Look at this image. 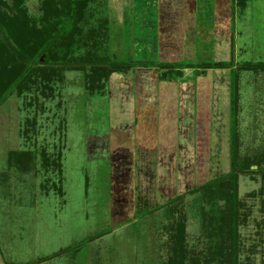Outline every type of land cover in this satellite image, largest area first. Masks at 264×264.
<instances>
[{"label": "rangeland", "instance_id": "rangeland-1", "mask_svg": "<svg viewBox=\"0 0 264 264\" xmlns=\"http://www.w3.org/2000/svg\"><path fill=\"white\" fill-rule=\"evenodd\" d=\"M52 1L62 8L66 0ZM25 3L33 18L56 17L49 0ZM163 4L174 5L177 9L172 15L181 16L178 3L95 0L88 7L94 19L84 31L90 26L100 30L106 18L108 33L105 29L99 32L98 55L128 62L156 61L158 44L168 41L166 31L178 40L182 37L183 55L177 62L192 66L173 70L172 83H184L178 96L179 100L184 97L182 114L168 118L177 121L176 127L166 125L167 136L178 137L176 146L174 138L167 139V148L176 147L174 161L167 157L159 162L142 153L134 179L133 161L116 160L121 146L114 139L113 126L126 119L118 114L127 107H119L115 93L118 87L128 85L121 80H127L131 72L114 75L103 92L91 94L83 71H67L54 96L47 99L37 94L38 100L31 106L33 94H14L0 108V264H179L173 240L181 226L186 238L184 263L200 259L198 264H209L200 242V195L188 192L229 171V98L235 76L230 70H210L198 80L195 71L198 64L229 61V29L226 20H215L211 0L191 4L196 9L183 11L173 23L169 22L170 12L168 19L160 18ZM232 31L236 65L264 62V0H249ZM239 76L240 155L254 157L264 153V71H242ZM194 82L197 103L191 95ZM132 117L131 125L136 122V116ZM134 126L142 137L148 136L146 127L151 130L145 122ZM116 129L121 134L119 125ZM163 137L166 139L160 136L161 142ZM130 139L128 132L126 141L132 145ZM12 150L36 151L37 172L9 169L8 153ZM42 151L51 159L60 156L54 168L41 166ZM181 194L185 195L183 201L166 209V204ZM134 197L139 209L129 213ZM239 198L240 262L264 264V184L259 174L240 177ZM156 208L160 210L151 212ZM168 211L171 215H166ZM108 230L107 235L97 237ZM64 249L68 250L52 257Z\"/></svg>", "mask_w": 264, "mask_h": 264}, {"label": "trees", "instance_id": "trees-1", "mask_svg": "<svg viewBox=\"0 0 264 264\" xmlns=\"http://www.w3.org/2000/svg\"><path fill=\"white\" fill-rule=\"evenodd\" d=\"M25 1L0 0V108L14 94L18 97L33 94L29 102L30 106L37 102V94L50 99L54 96L57 84L65 81L67 71H83L86 89L92 94L96 91L103 92L106 83L114 75L152 71L158 74L160 82H172L173 70H178V66L181 68L192 66L187 64L184 67L177 61H118L109 56L98 55L101 45L97 38L102 29L107 32L108 20L102 19L100 30H97L95 26L93 28L90 26L88 31H84L85 25H89L94 19V13L88 10V7L95 0H66L62 2V8H59L55 1L49 0L51 11L57 12L56 17L50 20L30 16ZM247 2L248 0H231V7L229 6L231 10L228 19L229 52L231 53L229 61L198 64L195 71L196 77H203L210 70H230L232 77L235 76L231 80L229 98V171L188 192L200 195V242L205 250V261L209 264H241L242 242L239 229L242 203L239 198V179L242 175L259 174L264 184V153L254 157L240 155L239 73L264 71V62H245L236 65L233 58L235 43L232 28L235 22L236 7L238 6L242 11L247 7ZM43 56L44 60H41ZM130 123L131 121L127 122L125 119L124 123H116L113 126L116 130L113 131L114 139H117L121 146V152L117 148L119 153L116 154V160L122 163L131 159L136 171L137 162L141 163V160L137 140H133V134L130 131V142L133 143L130 145L126 141ZM32 124L33 122L29 123L30 127ZM121 124L124 125L121 127L120 134L116 127L118 125L120 127ZM26 133L28 134V131ZM40 153L41 166L45 170L54 168L56 162L59 161L60 156L51 159L47 152ZM38 155L36 151L12 150L8 153V167L23 173H36ZM124 170L127 169L124 168ZM58 171L61 173L60 167ZM2 179L0 176V180ZM57 189L62 192L61 188ZM184 197L185 195L182 194L176 196L166 204V209L172 210V206L183 201ZM157 210L160 208L151 212ZM166 215H171V213L168 211ZM109 231L97 237L107 235ZM174 235V252L178 254L175 260L179 264H185L186 253L182 252V245L186 240L184 226H181L180 232ZM68 249L60 250L52 257H58ZM198 263H201L200 259L192 260V264Z\"/></svg>", "mask_w": 264, "mask_h": 264}, {"label": "crops", "instance_id": "crops-1", "mask_svg": "<svg viewBox=\"0 0 264 264\" xmlns=\"http://www.w3.org/2000/svg\"><path fill=\"white\" fill-rule=\"evenodd\" d=\"M198 1L199 0H159L161 4L166 3V5H168V3L180 4L181 16H179V18L183 16L184 13L183 11L187 9H190V11L193 9L195 10L196 8L194 6L192 7L190 6L191 4H195ZM248 2H247V7H248ZM211 3L214 9L215 20L221 19L222 23L226 20V23L228 24L229 23L228 19L230 17L229 13L231 12V10L229 9L231 0H211ZM185 4H190V5L189 7H186ZM163 6L165 8V11L160 12L161 13L160 15H162L160 16V18L162 17V19H168L167 17L168 12H170L171 15L172 13L176 12L175 9L177 8L174 5L172 6V4H170L169 7L165 6L164 4ZM247 7L242 11L238 8V6L236 7L235 20H237L239 16L241 17L242 15H244V12L246 11ZM215 8H216V12H215ZM163 15L165 16L163 17ZM170 18L171 20L170 21L168 20L170 23H173L174 18L177 19V20L175 19L177 22L179 20L178 16H174V15H172V17ZM170 23H167V25L168 24L170 25ZM215 27L218 28L217 23ZM214 31L216 38V35H218L216 34L218 29L215 28ZM164 36L168 38V41H166V43L163 42L158 44V48L156 49L157 60L160 61L165 60L172 62L181 60L183 55L182 54L183 49L180 45L182 37L181 39L178 40L177 38L173 37L172 33H169L167 31L165 32ZM167 50H169L170 53ZM176 56H178V58L175 60L174 57ZM162 57L167 59H163ZM128 77L129 78L127 80L124 79L121 80L122 82H125L128 85L122 86L125 88L118 87L119 90L116 91L115 96L118 99V102L120 100L121 104L119 105V107L121 108L127 107L126 109H120L118 114L119 116L122 117L126 116L127 121H131V119H133L132 115L136 116V122L134 121L135 120L134 117L133 120L134 123L131 125L132 127L130 128L129 127L130 125H128V132L130 131V133L133 134L134 141L137 140L138 154H140L139 157L141 158V155L146 154V156L150 155L159 162H162V160L166 161L168 157L169 160L173 162L174 161L173 157L174 156L176 157L177 154L176 153L177 151L175 150L176 147L174 149L167 148L166 146L170 144V142L168 143L167 139L169 138V140H171L172 138H174V143L176 146V140L178 139V137L177 135H175V137H172L169 136V134L168 137L166 132L168 128H166V125L171 124L173 126L177 122V121H169L168 118H170V116H176V115L178 116V114L179 115L182 114V112H180V107L181 110H183L184 107L182 104L184 103L183 102L184 97H182V100H179L178 96L180 95L179 90H182L183 92V87L181 85H184V83L178 85L172 82H160L157 73L148 72V71H138L134 74L132 73V76H128ZM197 78L199 80L202 77H197ZM192 87H193L192 89L193 93L191 95L194 98V102H196L195 96L198 87L195 84V82ZM191 95H189V97ZM160 105L162 110H160L158 107ZM124 121L125 119L124 120L120 119V123H124ZM140 122L141 124L145 122L147 123V125H150L151 127L150 131L147 129L148 127H146V134L148 136L143 135L142 137L140 135L139 130L136 129V127L134 126V124L137 125L138 123L140 125ZM120 127H123V124H121ZM160 136L161 137L166 136V139L164 140L165 137H163V142H161ZM159 172H161V170H159Z\"/></svg>", "mask_w": 264, "mask_h": 264}, {"label": "flooded vegetation", "instance_id": "flooded-vegetation-1", "mask_svg": "<svg viewBox=\"0 0 264 264\" xmlns=\"http://www.w3.org/2000/svg\"><path fill=\"white\" fill-rule=\"evenodd\" d=\"M195 101H196V103L198 102V94H197V91H196V96H195ZM127 122H129V121H127ZM138 177V173H137V171H136V175H134L133 176V178L134 179H136ZM158 187V186H157ZM154 189H156V187H153ZM136 197V196H135ZM133 198V205H132V208L131 209H128L129 211V213H132V212H135L136 210H138L139 208H138V206L136 207V202L138 203V201H137V199L136 198ZM148 204V203H147ZM147 206V205H146ZM127 209V208H126ZM126 209H123L124 211L126 210ZM126 215V214H125Z\"/></svg>", "mask_w": 264, "mask_h": 264}, {"label": "water", "instance_id": "water-1", "mask_svg": "<svg viewBox=\"0 0 264 264\" xmlns=\"http://www.w3.org/2000/svg\"><path fill=\"white\" fill-rule=\"evenodd\" d=\"M41 60H44V56L41 58ZM254 169L256 168V167H253Z\"/></svg>", "mask_w": 264, "mask_h": 264}]
</instances>
